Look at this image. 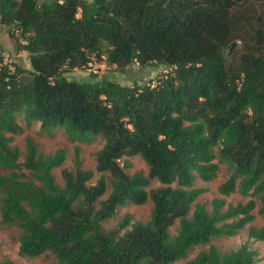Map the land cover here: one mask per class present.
<instances>
[{"label": "trees", "instance_id": "1", "mask_svg": "<svg viewBox=\"0 0 264 264\" xmlns=\"http://www.w3.org/2000/svg\"><path fill=\"white\" fill-rule=\"evenodd\" d=\"M170 4L167 7V4ZM0 21L25 42L30 68L0 57L1 224L22 230L18 254L51 252L59 264H178L198 246L206 251L185 264H255L249 243L222 252L214 239L264 242V0H0ZM249 31L242 37L241 29ZM243 52L232 55V41ZM107 56L125 70L163 65L156 83L78 82L65 71ZM21 122L40 123L71 141L104 139L96 170L63 169L65 148L44 155L31 137L26 154L12 148ZM141 157L148 174L129 175L128 159ZM123 161V162H122ZM225 164L211 208L199 198ZM28 172V173H26ZM111 192L101 200L108 184ZM157 181L161 186L152 187ZM239 194L247 201L232 203ZM152 202L150 219L127 214L107 231L119 208ZM178 222L176 235L171 228ZM128 227L130 230L123 232ZM0 264H14L6 259Z\"/></svg>", "mask_w": 264, "mask_h": 264}, {"label": "rangeland", "instance_id": "2", "mask_svg": "<svg viewBox=\"0 0 264 264\" xmlns=\"http://www.w3.org/2000/svg\"><path fill=\"white\" fill-rule=\"evenodd\" d=\"M255 2L257 0H254ZM9 26L3 24L0 21V57L4 59L5 63L9 64L12 68L15 65H19L23 68H30L28 53L23 50L22 46L25 43L19 33L15 32L12 36ZM242 37H249V31L247 29H241L239 31ZM232 45L234 47L232 48ZM244 42L242 39H237L232 41L227 49V53L234 55H239L243 52ZM167 73V68L163 65L159 66H148L142 68L138 64H132L127 67L124 71L116 65H111L107 56L102 57L92 56L91 65L85 68H77L73 70L65 71L64 75L73 81L78 82H98L102 79L113 80L121 85L132 86L134 82L139 84L146 83H156L155 81L158 77ZM23 126V132L20 135L14 137V141L11 143V147H17L20 150V162L24 161V156L26 154V138L31 137L38 146L40 153L44 155L53 154L59 148H65L67 151V158L64 165L60 168L54 170V175L57 179V183L60 186H64L65 182L62 176L63 169L75 170L76 169V148L79 149V158L82 162V167L86 170H91L94 172V178L91 183L95 184L97 180L102 175L96 170L97 166V153L102 149L104 145V139L102 137H96L94 141L88 142H78L71 141L64 130L56 129L51 134L44 132L41 129L40 123L33 122L28 125L26 122H21ZM131 167L126 170L129 175H134L136 172H143L148 174L149 168L147 164L141 157H134L128 159ZM123 162V161H122ZM8 171L0 168V174H6ZM28 173V172H26ZM106 177L108 184V190L105 196L101 200L107 199L111 192V179L109 173L103 174ZM229 175V169L227 165L221 164L220 170L218 172V177L209 183L202 182L198 180L196 182V187H204L209 191L199 198V202L206 204L207 207L211 208V201L215 197H219L218 186L225 181ZM161 186L156 180L152 182V187L157 188ZM2 197V195H0ZM229 202L239 203L246 202L247 198L242 197L239 194H233L228 198ZM153 204L151 201L142 206H136L128 203L126 206L119 208L117 214L105 221L103 223L104 228L110 231L116 228L119 222L127 214H132L134 217V222H147L151 217V210ZM255 220L252 223L258 227L264 226V216L260 215L255 211ZM2 214L0 210V263L6 259H10L14 264H59L57 258L51 253L47 252L36 258L21 257L18 254L19 251V241L22 234V230L13 225L8 227L1 224ZM178 222L175 226L171 228V234L174 237L177 233ZM128 227L123 232L130 230ZM213 243L216 244L219 249L226 253L231 250H237L241 245L249 243V245L258 251L259 257L255 264H264V242L255 241L248 237V227L242 230L238 235L234 237H223L219 239H214ZM208 246H198L195 247L189 254L188 258L180 261L178 264H185L189 260H192L201 251H206Z\"/></svg>", "mask_w": 264, "mask_h": 264}, {"label": "water", "instance_id": "3", "mask_svg": "<svg viewBox=\"0 0 264 264\" xmlns=\"http://www.w3.org/2000/svg\"><path fill=\"white\" fill-rule=\"evenodd\" d=\"M169 6H170V4L168 3V4H167V7H169ZM233 47H234V45H232V48H233Z\"/></svg>", "mask_w": 264, "mask_h": 264}, {"label": "built area", "instance_id": "4", "mask_svg": "<svg viewBox=\"0 0 264 264\" xmlns=\"http://www.w3.org/2000/svg\"><path fill=\"white\" fill-rule=\"evenodd\" d=\"M15 32L19 33V31H18V30H15ZM89 65H91V63H90ZM89 65H88V66H89Z\"/></svg>", "mask_w": 264, "mask_h": 264}]
</instances>
